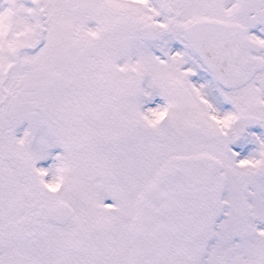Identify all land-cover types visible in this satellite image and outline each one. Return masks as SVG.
Wrapping results in <instances>:
<instances>
[{
  "label": "rangeland",
  "instance_id": "rangeland-1",
  "mask_svg": "<svg viewBox=\"0 0 264 264\" xmlns=\"http://www.w3.org/2000/svg\"><path fill=\"white\" fill-rule=\"evenodd\" d=\"M170 8L174 9L175 16L173 35L168 37L164 30L170 22L167 16ZM8 12L15 15L14 21L8 19ZM204 19L241 22L251 29L254 40L264 44V0H0V115L8 123L15 121V116L9 113L13 112V101H17L23 91L31 96L33 101L29 103L34 114L28 123L22 124L20 131L31 140V154L28 152V155L32 165H39L36 160L47 158L50 152L58 154L61 151L64 156L55 170L64 175V194L55 200L49 199V205L64 204V201L75 210H84L95 220L104 221L98 226L86 224L91 228V239L96 240L99 255L111 250H121L118 251L121 254L123 250H130V225H126L133 218L135 199L142 196L141 189L153 180L160 166L163 174L175 177L177 169L181 168L184 179L192 169L188 159L208 158L210 171H205L212 179L221 170V180L216 185L226 191L223 205L213 206L212 197L195 214L198 233L202 232L204 239L205 236L208 239L199 247V259L205 258L207 264H264V178L263 184L258 186L250 177L253 172L264 176V73L259 74L250 88L230 92L235 96L223 97L227 92L210 79L190 47L192 34L188 30L193 28L189 26ZM6 23L11 24V29L14 25L12 31ZM151 24L162 31V39L157 45H148L141 35V30ZM9 29L14 38H9V32L5 37ZM16 35L21 37L15 38ZM20 44L27 48V53L18 63L22 66L18 77L10 74L8 69L13 61L18 62L13 58L15 50L12 48ZM38 50H41L40 54ZM16 53L20 57L22 51L18 48ZM260 57L264 58V54ZM48 59L55 63L57 75L48 80L38 78L47 67ZM62 62L65 63L64 74L59 67ZM196 67L204 75L195 81L194 91L210 107L214 125L218 128L216 134L211 124L209 129L203 128L202 143L191 145L188 143L198 140L202 125L194 122L210 121L205 105L191 94L190 78L182 76L185 69L189 71ZM236 100L244 110L229 104H236ZM165 105L171 109L169 124L155 129L153 124ZM231 109L259 118L261 123L245 136L235 133L234 149L228 155L224 151L227 139L221 131L224 121L235 116ZM142 115L144 122V115L152 121L149 139H145L148 129L140 124ZM216 121L220 123V129ZM118 122L122 126H115ZM27 126H31V130ZM7 128L9 136L15 137L8 124ZM127 131L131 143L148 147L140 157L143 165L145 156L148 162L141 170L130 168L129 192L125 188L123 194L111 196L114 203L106 207V213L101 204L121 183L117 174L126 171L127 163L134 166L136 154L131 143L123 141L126 136L119 137L124 132L127 135ZM172 131V140L189 146L185 153L179 150L180 154H177L169 149L166 140ZM0 147L8 149L5 143ZM176 156L184 159L182 167L175 166L173 159ZM214 162L218 164L214 165ZM243 164L249 166H239ZM108 167L114 172L103 175ZM50 172H54L51 165ZM0 177L5 176L0 173ZM171 177L169 184L172 187L158 195L152 204L148 203L147 207L154 214L170 210L187 188L182 185L180 189ZM29 200L23 192H10L7 184L3 187L0 182V252L4 250L3 253L15 259L21 255L20 246L25 245L28 254L35 256L29 260L20 256L17 264H84L86 255L91 253L88 245L84 241L76 245L85 255L79 249H68L64 246L68 236L65 232L64 235L62 232L56 234L61 240L59 247L49 245L45 248L46 243L38 238L51 236L58 229L46 218L34 227L27 208ZM92 205L99 208L95 214L85 210ZM118 208L123 209L121 214H113V209ZM216 210V222L221 219L214 227L213 237L209 220ZM142 211L144 208H137L131 223L134 220L139 223ZM78 219L67 229L75 230L81 223ZM209 245L215 247L209 252L208 261L205 249ZM43 247L44 251L37 254Z\"/></svg>",
  "mask_w": 264,
  "mask_h": 264
},
{
  "label": "water",
  "instance_id": "water-1",
  "mask_svg": "<svg viewBox=\"0 0 264 264\" xmlns=\"http://www.w3.org/2000/svg\"><path fill=\"white\" fill-rule=\"evenodd\" d=\"M225 31H228L229 33H234V34L237 35L240 39H241V38H246V39H247L245 33L243 32V30H242L241 28L225 29ZM235 31H236V33H235ZM214 33H215V32H214ZM218 38H219V36H218L217 33L213 34V38H212V46H213V48H214V47H216V45H217V50H218V52H219V53H214V54H213V57L216 58V59H219L220 56H223V55H222V52H221V50H220V48H219L222 42L219 41ZM245 42L248 43L247 40H245ZM204 53H205V55L202 54V57H203L208 63H210V61H209V59H208V58L211 57V56L209 55V52L204 51ZM237 55H238L239 58H241V56H242V54H241L239 51H238V54H237ZM216 68L218 69V67H216ZM214 69H215V68H214Z\"/></svg>",
  "mask_w": 264,
  "mask_h": 264
},
{
  "label": "bare ground",
  "instance_id": "bare-ground-1",
  "mask_svg": "<svg viewBox=\"0 0 264 264\" xmlns=\"http://www.w3.org/2000/svg\"><path fill=\"white\" fill-rule=\"evenodd\" d=\"M225 69H226L225 70L226 73H228L232 77H233V75L240 76L243 73V70L240 68L239 65H235V62L227 63L225 65ZM164 238L168 239L167 236H164ZM165 243L167 244L168 242H165ZM158 259H160V257H155V260H152V261L150 260V262L147 261V263H143V264H159V260Z\"/></svg>",
  "mask_w": 264,
  "mask_h": 264
}]
</instances>
